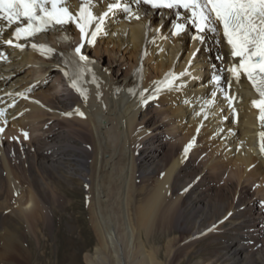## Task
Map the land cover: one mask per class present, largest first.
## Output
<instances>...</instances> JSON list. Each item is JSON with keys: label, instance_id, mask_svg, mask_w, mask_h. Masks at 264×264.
Returning a JSON list of instances; mask_svg holds the SVG:
<instances>
[{"label": "bare ground", "instance_id": "6f19581e", "mask_svg": "<svg viewBox=\"0 0 264 264\" xmlns=\"http://www.w3.org/2000/svg\"><path fill=\"white\" fill-rule=\"evenodd\" d=\"M109 2L93 0L92 10L101 15ZM122 2L140 18L110 13L95 44L74 23L37 42L16 41L15 26L0 21L2 264L45 260L47 253L34 250L56 221L62 242H72L69 230L78 235L67 264L81 257L85 264H182L183 248L219 233L232 237L224 253L202 256L200 264L255 263L253 248L264 237V125L252 105L258 93L243 74L237 81L227 71L234 60L219 30L200 33L189 21L174 35L185 11L143 4L137 11L132 0ZM9 38L23 49L5 43ZM81 43L88 62L73 56ZM81 72L86 97L71 87L70 76ZM155 105L167 121L155 118ZM29 128L34 135L25 138ZM174 134L180 143L167 139L162 159L165 136ZM205 152L207 161L197 162ZM256 183L251 197L248 186ZM78 211L82 217L65 221Z\"/></svg>", "mask_w": 264, "mask_h": 264}, {"label": "snow or ice", "instance_id": "6c2138e0", "mask_svg": "<svg viewBox=\"0 0 264 264\" xmlns=\"http://www.w3.org/2000/svg\"><path fill=\"white\" fill-rule=\"evenodd\" d=\"M93 0H80L77 13L70 10V0H0V21L9 27L15 26L12 37L16 41L29 39L41 33H46L56 26L74 23L81 33L82 40L91 39L89 43L95 44L97 34L102 31L104 19L116 10H123L130 16L139 19V15L133 13L131 6L122 0H110L107 10L97 15L92 10ZM139 6L150 5L152 8L184 9V23L174 25V35H180L191 22L200 33L206 31L222 34L229 46V55L234 62L227 71L237 81L243 74L250 81L259 95L252 105L259 109V120L264 125V0H132ZM177 15H180L177 13ZM95 23V31L90 28ZM4 28L0 27V34ZM202 39V37H199ZM13 38L4 42L10 46L23 49L24 45L14 43ZM33 48H40L44 53L55 50L48 45L32 44ZM84 44L74 48L73 56L81 62H88L89 58L81 53ZM66 76L70 74L65 72ZM83 76V72L71 79V87L81 95L86 94L79 88L77 80ZM168 80L166 86L171 87L173 80ZM217 84L221 81L219 75L215 76ZM159 91V89H157ZM229 100L234 99L228 97ZM207 103H213L209 100ZM2 114V113H0ZM71 115V113H68ZM79 115L83 116L82 112ZM4 129L0 128V132ZM27 138V133L24 134ZM261 151H264V131L260 134ZM187 151V149H186Z\"/></svg>", "mask_w": 264, "mask_h": 264}, {"label": "rangeland", "instance_id": "374dc122", "mask_svg": "<svg viewBox=\"0 0 264 264\" xmlns=\"http://www.w3.org/2000/svg\"><path fill=\"white\" fill-rule=\"evenodd\" d=\"M104 54H105V57L108 58V54L105 53V51H104ZM126 63L127 62H125L122 65L123 66V69H124V72H126L128 70V63L127 64ZM55 70H56L57 73H61L60 69H58L57 66L55 67ZM160 109H162L160 106H159V108L157 107V105L153 106L152 107V110L154 111V114L153 115L155 116V118H158L159 120H164V116H162V115L159 114V112L161 111ZM164 121H167V120H164ZM166 125H167V123H166ZM166 128H167V126H166ZM164 132H165L164 135H167V130H165ZM26 133L28 134L27 137H31V135H34L33 132L30 131V128H29V131L26 132ZM174 136L175 137H173V138H172V135H170L168 137L165 136V139L166 140H165V143H164L165 144L164 145V150H163V152L161 154V158L162 159L165 156V154H167V147H168L167 146V139H171V140H168V141H171V143H173V142H175L177 144L180 143V139L182 137L181 136H176V134H174ZM10 139L11 140H13V139L14 140H17V139L12 138V137H9L8 138L9 141H11ZM206 154H207V152H205L204 155L201 154L200 155L201 157H198L197 158V162L207 161V157L205 156ZM229 173H230L229 170H227V171L224 172L223 176L221 178H219V180H218V181H220L219 187L222 185L223 181L229 176ZM258 186H259L258 183L252 184V185H249L248 186L249 189H250V191L248 193V194H250L249 196H251V197L254 196L253 193L256 192ZM81 191L83 192V188H82ZM216 195H217V191H215V192L212 193L213 199H216ZM259 208H260L259 210L261 212V215L264 217V205L261 206V207H259ZM82 214L83 213H79V211L76 212V213H74L72 216H69V214H66V216L68 218L65 216L66 218H64V219H65V221H69V223L71 225V223L73 221V216L76 215L78 217H82L83 216ZM74 219H77V218H74ZM56 224H59V221H56ZM56 224H55V227L53 229L54 230L53 233L54 232H56V233L53 234L51 232L54 236L51 233H49L48 231H44L43 234L41 235L42 248H40V252L37 249H36V251L34 250V253L39 254V253H42L44 251L43 253H45V254L47 253L48 254V257L45 258V260H42V261L37 262V264H48V263L49 264H58L59 263L58 259L60 257H61V260L63 258H65L64 259L65 261L60 262V264H67L68 263V261H67V258L68 257L67 256L69 254H71L69 252H71V250H74L73 248H75V249L78 248L76 242H73L74 240H76V238L78 237V235L77 234L75 235V234L70 233V230H69V231H67V235L66 236L68 237V235H70V237H72V238H69V239L73 243L72 242L71 243L62 242L61 241V238L62 237L60 239L57 238L60 227L58 225L56 226ZM87 232H89V234H92L93 235V233H91L92 231L89 229V227H87ZM3 234H4L3 230L0 229V236H2ZM236 235H238V234L236 233ZM263 238L261 237L259 239L258 245L257 246L254 245L255 247L253 248L254 250L252 251V253L256 255V256H254L256 258L255 259L256 262L255 263H252V262H250V260H248V261L242 262V264H264V260L262 259V258H264V241H262ZM213 239L216 240V241H214ZM231 239H232V237H230V234H223V233H219V234L212 235V236H210V238L207 237L204 240L198 241L195 244V246H193L192 248H183L182 249V252H180V254H179V260L178 261H179V263H182V264L183 263H185V264H200V262L201 261H204V259H205V258H202V256L209 255L210 253L213 254L214 252H216L218 254H223L224 253V250H225V247L227 246V244L230 242ZM79 242H81V240ZM84 242H87V240L83 239V242H82L83 245H82V243H79V245L80 246H84ZM75 244H76V247H75ZM174 245H172V247ZM254 251H258V252H254ZM62 255H63V257H62ZM259 255H263V257L262 256H259ZM3 257H4V252H3V249H2V245L0 244V264H2L1 261H2ZM258 257H262L261 258L262 259L261 262L259 261V258ZM82 259H83V257L80 258L79 264H85V263H83L84 261Z\"/></svg>", "mask_w": 264, "mask_h": 264}]
</instances>
